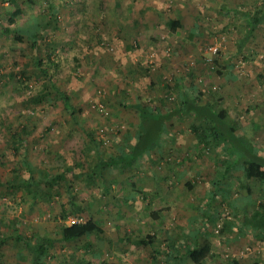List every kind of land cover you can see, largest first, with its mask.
Wrapping results in <instances>:
<instances>
[{
  "label": "rangeland",
  "instance_id": "obj_1",
  "mask_svg": "<svg viewBox=\"0 0 264 264\" xmlns=\"http://www.w3.org/2000/svg\"><path fill=\"white\" fill-rule=\"evenodd\" d=\"M129 1H133L131 8L124 0H0V31L7 24L10 13L18 7L22 8L23 15L10 26L11 30L24 33L40 23L36 39L41 49L45 43L49 44L46 48L52 53L55 65L49 72L55 86L69 98L68 103L79 110L71 117L56 92L51 93L50 100L28 105L29 97L35 95L42 82V78L37 79L34 50L24 49L21 43L14 45L8 34L0 36V159L3 169L10 172L19 165L23 151L21 148L15 154L12 136L24 137L26 149H23L33 166L46 174L62 172L65 167L72 169L66 174L68 195L86 198L89 205L83 212H88L86 208L91 209L96 194L100 205L107 206L110 201L106 200L113 188L109 186V176L104 174V168L100 171L95 167L99 156L112 160L120 150H127L126 143L138 124L136 105H157L163 112L169 106L174 107L177 95L166 85H173L183 71H190L194 81L203 87V101L212 95L215 100L222 98V106H226L227 112L241 118L239 124H250L253 128L252 135L243 130L245 139L248 138L253 147L264 148V18L237 53L245 36L248 15H253L264 0H212L214 5L208 8L197 6L199 0H153L162 6L156 5L150 11L153 18L160 15L162 31L153 32L157 35L152 41L139 40V45V30L142 32L145 28L137 22L135 31L136 25H131L130 21L145 17L140 8V3L143 5L145 0ZM221 3L228 6L227 14H222L223 8H218ZM178 5L186 8L182 10ZM188 7L195 8L189 12L190 16ZM175 11L183 16L186 28L183 27L184 32H181L182 28L179 30L182 35L191 31L192 19L198 22L201 30L196 37L183 40L180 36L177 39L173 35V25H164ZM175 25L178 28L177 22ZM130 45L133 49L127 48ZM213 45L218 47L216 55L208 51ZM40 54L45 55L44 51ZM44 64L51 67L48 61ZM22 75L26 80L25 87L18 82L23 81ZM149 84L151 86L147 88ZM125 101L130 103L128 107L122 106ZM193 123L187 117L172 122L174 128L185 131L181 133V136L185 135L182 137L185 143L191 139L195 141L191 132H187ZM88 136L95 142L91 143ZM185 152L187 150L181 151L183 156ZM187 153L188 157L195 156L189 176L195 186L192 192L205 191L207 198L208 193L225 187L231 198L234 194L239 195L234 199L242 202L240 208H254L257 197L242 198L241 188L235 184L236 178L226 180L220 174V168L218 177L213 178V164L217 159L210 143L205 146L195 143ZM175 154L172 150L164 154L165 162H171ZM177 158L181 159L180 156ZM131 172L128 168L121 169L117 177L125 180ZM18 176L27 179L28 173L21 168ZM152 185L148 184L149 187ZM173 190L180 191L179 187ZM162 192L158 190V193ZM52 194L55 195L54 204L35 203L30 209V199L23 190L1 189L0 264L14 263L21 255V261L29 259L26 248L15 236L17 233L28 236L37 225L42 227L45 222L52 221L60 205L67 202L62 188L55 187ZM22 208L29 210L30 216L24 215ZM70 217L87 219L89 214ZM55 220L57 222L56 216ZM220 224L221 221L216 224V230ZM54 229L56 231L57 226ZM85 240L91 243L92 237Z\"/></svg>",
  "mask_w": 264,
  "mask_h": 264
},
{
  "label": "crops",
  "instance_id": "obj_2",
  "mask_svg": "<svg viewBox=\"0 0 264 264\" xmlns=\"http://www.w3.org/2000/svg\"><path fill=\"white\" fill-rule=\"evenodd\" d=\"M199 1L197 6L201 5V7L208 8L214 5L212 0ZM124 2L130 4L129 8H131L133 1L124 0ZM158 4L153 0H145L143 5L140 3V8H143L145 17L140 20L135 17L130 21L133 26L138 22L137 24L145 28L142 32L139 30V37L137 38L140 40L152 41L153 37L157 35L153 32H160V27H163L160 15L153 18L150 13L156 5L159 8L162 7L161 3ZM217 6L223 8L222 14L228 13L227 5L221 3ZM178 8L184 10L186 7L185 5H178ZM192 8L188 7L189 16ZM193 9L195 10V8ZM174 13L175 15L171 19L165 20L164 25H167L168 22L172 23L175 28L173 32L175 38L178 39L181 36L183 40H187L191 35L193 38L196 37L197 32L201 30L198 27V22L192 19L191 31L182 35L181 32L185 31L182 22L183 16H179L181 15L179 12L178 14L176 11ZM175 22L178 23V28H176ZM181 28L182 31L179 32ZM133 29L137 31V25ZM150 86L149 84L146 87L149 88ZM218 100L221 107L225 109L226 106H222L224 100L222 98ZM122 105L127 107L130 103L125 101ZM182 118L184 117H172L167 121L169 126L165 122L166 126H163L160 131L161 134L156 147L152 150H146L145 155L140 159L118 163L114 160L115 157L112 160H107L100 155L95 167H100V164L103 165V168L107 166L103 172L109 176V186H113L112 193L106 197V200L110 201H108L107 206L105 204L100 205L99 195L96 194L95 203H91V209L86 208L88 212L83 213H88L90 218L99 223L103 234L100 237L92 236L93 241L91 240V243H87L84 239L60 242L54 229L57 226L56 215L51 222L42 224V227L39 225L36 227L35 224L36 228H33V233L28 236L37 234L48 240L44 264H97L96 261L99 259L112 264H193L187 252L201 242L200 234L211 244L209 257L201 264H264V228L259 222L264 210L258 207L259 200L262 198L259 183L253 179L245 180L240 168L223 172L226 180L229 176L236 178L235 184L241 188L242 198H247L249 195L257 197L254 208L251 210L240 208L242 202L235 201L239 197L238 194H234V199L227 191V196L220 193L218 197L207 201L205 191L198 194L192 192L195 186L192 185V181H189V176L192 170L190 166L195 164V156L188 157L187 152L194 147L195 143L197 145V141L194 138L195 141L191 139L185 143V139L182 138L185 135L181 136V133L185 131L172 126L174 120H181ZM240 119V117H232L227 112L224 121L226 126L233 128L244 140L243 130L245 129L249 135H252L251 130L253 128L250 124L246 126L239 124ZM191 120L193 121V118ZM191 129L189 128L187 132H191L194 136ZM137 133L136 127L126 143V148L134 143ZM168 150L176 153L171 162H165L164 154H168ZM185 150H187L185 152L187 158H184L185 156L181 153ZM213 151L215 152L214 149ZM214 155L217 159L213 164L214 168L217 164H227L226 161L222 160V157L218 156L219 153L215 152ZM177 156H180L181 159L178 160ZM124 168L130 169L132 172L129 177L124 176L125 180H122L123 177H117V174L119 170ZM216 177L217 173L214 170L213 178ZM149 183L153 185L149 187ZM247 184L250 193L246 190ZM174 187H179L180 191H174ZM158 190L161 192L165 190L166 192L158 193ZM92 191L94 193V190ZM93 198L95 197L93 196ZM75 199L77 204H81L83 208L89 205L88 201L85 202L86 198L75 197ZM29 202L31 209L35 203ZM223 205L225 207L222 209ZM22 209L24 215L30 216L29 210ZM220 221V227L216 230V224ZM147 235H150L148 236L150 238L147 239ZM140 240L144 242L139 243ZM21 256H18L14 263L21 261ZM102 256L103 258H101Z\"/></svg>",
  "mask_w": 264,
  "mask_h": 264
},
{
  "label": "trees",
  "instance_id": "obj_3",
  "mask_svg": "<svg viewBox=\"0 0 264 264\" xmlns=\"http://www.w3.org/2000/svg\"><path fill=\"white\" fill-rule=\"evenodd\" d=\"M261 5V4H260ZM57 9V7H56ZM22 8L18 7L14 9L8 19L7 24L0 31V36H6L8 34L11 42L14 45L22 44L24 49L34 50V66L38 71L37 79L42 78L40 89L36 90L35 95H31L27 101L28 105L38 104L44 102V100H50L52 92H56L62 99L65 110L71 117H75L79 113L73 105L68 103L69 98L61 93L55 86L52 74L49 72V68L55 69L54 62L52 61V53L48 52L49 44L43 45L42 49L38 47L36 36H38L41 25L36 23L35 28L31 31H14L10 29V26L15 25L22 17ZM47 14L49 13L46 11ZM264 18V4L258 6L253 15H248L246 20V32L244 39L237 48L239 53L244 47L245 43L253 36L254 31L261 25ZM168 25L172 26V23L168 22ZM185 28V27H184ZM189 34V33H188ZM192 36V35H191ZM190 36V38H191ZM140 38L137 39V45H139ZM133 49L132 45L129 47ZM44 51V56L40 53ZM230 55H233L230 53ZM235 55V53H234ZM44 57V59H43ZM45 62H44V61ZM49 62L51 67H46L44 63ZM219 74V73H217ZM193 74L190 71H183L179 74L178 79H175L173 85H166L169 90L175 91L177 98L173 102L174 107H168L164 112L157 105L141 106L136 105L137 111V129L138 133L135 137V141L126 152L120 151V154L115 156L116 162H129L136 159H140L145 155L146 150H152L156 147L157 140L160 137V131L165 126V122L172 117H191L193 118L192 132L199 145L211 144L215 152L219 153L218 156L222 157V160L226 161V165H216L215 170L217 177L219 175L218 168L223 172H230L240 168L244 179L247 181L255 180L259 183L260 193L262 198L259 200V209L264 210V148L253 147L250 141L238 137L237 132L225 125V117L227 115V109L222 108L220 101L215 100L213 95L203 102L205 92L203 87H200L195 81ZM23 76V75H22ZM40 77V78H39ZM22 80L18 82L21 87L26 86V80L24 76ZM126 107V105H122ZM128 107V106H127ZM91 143L95 140L88 136ZM12 143L14 144L15 154H18L22 148V155L20 156L19 165L14 169H10V172H5L3 169V163L0 159V192L4 188L8 191L14 189L23 190L26 196L30 199L31 203H43L54 204L52 190L55 187L62 188L67 195V202L60 205L57 216V230L56 234L59 236L60 242L76 241L79 239H88L92 236L100 237L103 234L99 223H96L92 218H82V222L68 224L67 218L73 214H83L84 208L78 203L74 196L68 195V180L66 174L71 173L72 169L66 167L62 172L51 171L46 174L43 170L34 167L29 161L26 150V140L24 137L18 135L12 136ZM24 148V149H23ZM100 158V156H99ZM97 166L96 169L103 170V165ZM107 167V166H106ZM106 167L104 169H106ZM24 168L28 173L27 179H22L18 176V172ZM12 175L14 177L12 178ZM94 175V173H92ZM231 177V176H229ZM218 181H216L217 183ZM222 190V192H220ZM218 190V192L208 193L207 201L218 197L220 193L227 196V190L225 187ZM246 190L250 193V188L247 184ZM260 224L264 228V212L259 220ZM150 235H147V239ZM200 236V243L187 252L193 264H201L205 259L209 257L211 248L210 242L203 236ZM15 239L18 243H21L26 248L27 253L30 255L26 261H17L11 264H44L46 258V247L48 240L37 234H31V236L17 235ZM140 240L139 243H143ZM1 244V242H0ZM10 264V263H1ZM100 264H112L106 261H101Z\"/></svg>",
  "mask_w": 264,
  "mask_h": 264
},
{
  "label": "built area",
  "instance_id": "obj_4",
  "mask_svg": "<svg viewBox=\"0 0 264 264\" xmlns=\"http://www.w3.org/2000/svg\"><path fill=\"white\" fill-rule=\"evenodd\" d=\"M112 50V48L110 49ZM208 51L213 54V55H216L217 51H218V47L216 45H213V46H210L208 47ZM82 218H79V217H70L67 219V223L68 224H74V223H79V222H82Z\"/></svg>",
  "mask_w": 264,
  "mask_h": 264
}]
</instances>
